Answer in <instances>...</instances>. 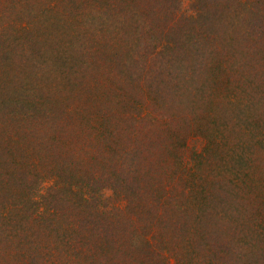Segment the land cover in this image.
Returning a JSON list of instances; mask_svg holds the SVG:
<instances>
[{"label":"trees","instance_id":"obj_1","mask_svg":"<svg viewBox=\"0 0 264 264\" xmlns=\"http://www.w3.org/2000/svg\"><path fill=\"white\" fill-rule=\"evenodd\" d=\"M0 264H264V0H0Z\"/></svg>","mask_w":264,"mask_h":264}]
</instances>
